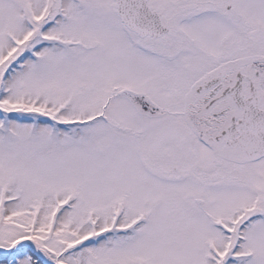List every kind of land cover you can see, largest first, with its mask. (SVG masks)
Returning <instances> with one entry per match:
<instances>
[{
  "label": "snow or ice",
  "instance_id": "snow-or-ice-1",
  "mask_svg": "<svg viewBox=\"0 0 264 264\" xmlns=\"http://www.w3.org/2000/svg\"><path fill=\"white\" fill-rule=\"evenodd\" d=\"M0 264H264V0H0Z\"/></svg>",
  "mask_w": 264,
  "mask_h": 264
}]
</instances>
